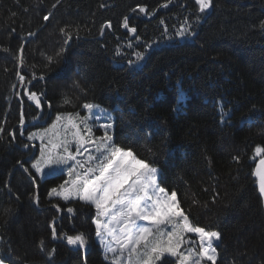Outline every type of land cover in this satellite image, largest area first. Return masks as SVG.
<instances>
[{
	"label": "trees",
	"instance_id": "obj_1",
	"mask_svg": "<svg viewBox=\"0 0 264 264\" xmlns=\"http://www.w3.org/2000/svg\"><path fill=\"white\" fill-rule=\"evenodd\" d=\"M186 20L192 35H176ZM61 29L71 34L67 43ZM26 90L37 94L40 111ZM85 103L108 111L113 144L158 169L159 185L177 194L194 226L219 233L216 264H264V214L252 175L261 159L255 148H264V0H212L204 13L195 0H0L6 264H113L94 238L91 205L48 196L66 174L31 168L42 141L28 136L58 115L84 114ZM77 234L85 253L60 238Z\"/></svg>",
	"mask_w": 264,
	"mask_h": 264
},
{
	"label": "snow or ice",
	"instance_id": "obj_2",
	"mask_svg": "<svg viewBox=\"0 0 264 264\" xmlns=\"http://www.w3.org/2000/svg\"><path fill=\"white\" fill-rule=\"evenodd\" d=\"M195 4L198 11L204 13L212 6V0H195ZM139 12L145 13V7L140 6ZM49 18V15H45L43 19L48 21ZM122 26L130 34L137 31L135 27H129L128 17L124 18ZM110 27L111 24L106 23L102 26V32L103 28ZM189 27L186 20L176 35H192ZM61 32L66 35L67 43L71 34L64 29ZM119 54L117 50V55ZM136 55L138 59L142 58L141 54ZM48 59L52 62L53 58ZM20 63H23L22 50ZM17 76L23 85L25 77L19 72ZM25 95L36 103L37 108L41 106L36 93L29 94L26 90ZM70 102L67 98L64 100L65 104ZM83 107L91 111L94 105L85 103ZM24 122V115L21 113V125ZM101 127L107 129L111 125ZM37 137L42 141L40 155L35 158L31 168L36 175H54L57 171L63 172V166H67L69 179L51 188L48 196L60 197L66 201L78 198L95 207L96 218L92 223L96 226V235L100 238L101 245L106 248L107 253L113 254V264H156L165 253L176 258L175 264H202L203 261L216 264L217 250L213 241L219 240V234L191 223L180 208L177 194H169L157 183V168L138 159L131 150L111 143L112 137L107 132L103 137L94 138L92 129L87 124V117L80 119L79 114L71 113L66 116L58 115L49 129L40 134H30L28 140ZM45 140L47 143H43ZM71 144L76 145L75 151L70 150ZM88 145L94 146V151L100 155H92ZM84 152H88V155L83 160L77 159ZM255 156L261 159L252 175L257 178L260 195L264 197V148L257 146ZM45 169H48L47 173ZM25 171L29 169L25 168ZM33 183L36 181L33 180ZM53 207L61 211L57 205L54 204ZM67 211L72 213L74 210L69 207ZM188 233L196 235L199 240L198 248L183 247L186 243L195 244V241L187 239ZM52 238H58L54 227ZM60 238L66 239L69 245H79L80 248H84L86 244L83 234ZM41 244L43 245V241Z\"/></svg>",
	"mask_w": 264,
	"mask_h": 264
},
{
	"label": "rangeland",
	"instance_id": "obj_3",
	"mask_svg": "<svg viewBox=\"0 0 264 264\" xmlns=\"http://www.w3.org/2000/svg\"><path fill=\"white\" fill-rule=\"evenodd\" d=\"M92 105H94V108L91 111L88 110V109H85V113L80 115L79 118L80 119H84L85 117H87V124H88L89 127H91L92 135H93L94 138L103 137L105 135V132H107V134L112 137V135H111L112 123L110 122V114H108V111L105 108H103V107H101L99 105H95V104H92ZM55 121H56V118L54 119V121L50 125H48L46 127H43L39 131V134L43 133L46 129H49ZM106 124H110L111 127L107 128V129H105L104 127H101V125H106ZM81 128L83 129V125H81ZM43 143H47V141L45 140V141H43ZM111 143H113V142L111 141ZM87 147H89V149L92 150V155H94V156L100 155L99 153L94 151V146L88 145ZM69 148H70L71 151H75L76 145L75 144H71V145H69ZM33 149H34V146H33ZM39 155H40V148L38 150V154H37L36 158H38ZM87 155H88V152H84L83 155L77 157V159L83 160ZM63 167H64V171L63 172L57 171L54 175H58L60 173H65L66 174L65 180H67V179H69V177L67 175V166H63ZM44 171H45V173H47L48 169H45ZM40 176H46L47 177V175H40ZM158 177H159V174L157 173V183H158ZM168 193L171 194L172 192H168ZM89 205H91V204H89ZM91 207H92V209L94 211V215H95L94 218H96V209H95V207L93 205H91ZM140 223H144V222H140ZM94 228H95L94 238L101 245L100 238H98L97 235H96V226L95 225H94ZM167 230H170V229H167ZM212 232H216V231H212ZM219 237H220V235H219ZM187 239L189 241H195V244H191L190 245V244L186 243L183 246L184 248H187L189 246H192L194 248H198L199 247V240H198V238L196 237V235L194 233H188L187 234ZM219 243H220V238H219V240H214L213 241V246L216 247V250H217V246L219 245ZM102 247H103L104 251L106 252V248L104 246H102ZM108 254L113 256V254H111V253H108ZM217 255H218V252H217ZM163 258L168 259V261H165L164 264H175L176 258L172 257V256H169L167 253L163 254L161 256V259L159 261H157L156 264L162 262ZM122 259H124V258H122ZM0 264H6V263L0 259ZM202 264H211V262L203 261Z\"/></svg>",
	"mask_w": 264,
	"mask_h": 264
},
{
	"label": "water",
	"instance_id": "obj_4",
	"mask_svg": "<svg viewBox=\"0 0 264 264\" xmlns=\"http://www.w3.org/2000/svg\"><path fill=\"white\" fill-rule=\"evenodd\" d=\"M38 110L40 111V107L38 108ZM258 162H259V160L255 163L253 170L256 168V164H257ZM253 178H254L255 180H257V178H256L255 176H253ZM256 186H257L258 196H259L260 201H261V203H262V210H263V214H264V197H261V195H260V192H259V189H258V184H257V182H256ZM55 221H56V220L53 221V224L55 223ZM52 226H53V225H52ZM77 246L79 247V245H77ZM79 248H80V247H79ZM80 249L82 250L83 253H85V248H80Z\"/></svg>",
	"mask_w": 264,
	"mask_h": 264
}]
</instances>
